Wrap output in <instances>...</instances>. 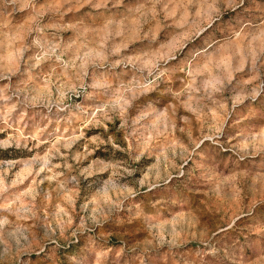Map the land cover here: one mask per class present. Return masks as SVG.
Returning a JSON list of instances; mask_svg holds the SVG:
<instances>
[{"label": "rangeland", "instance_id": "rangeland-1", "mask_svg": "<svg viewBox=\"0 0 264 264\" xmlns=\"http://www.w3.org/2000/svg\"><path fill=\"white\" fill-rule=\"evenodd\" d=\"M0 264H264V0H0Z\"/></svg>", "mask_w": 264, "mask_h": 264}]
</instances>
